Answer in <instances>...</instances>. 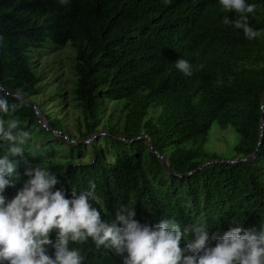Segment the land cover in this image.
Wrapping results in <instances>:
<instances>
[{
    "label": "trees",
    "instance_id": "obj_1",
    "mask_svg": "<svg viewBox=\"0 0 264 264\" xmlns=\"http://www.w3.org/2000/svg\"><path fill=\"white\" fill-rule=\"evenodd\" d=\"M246 3L256 6L246 15L260 33L251 40L224 24L225 17L235 20L239 14L224 10L219 0H0L2 87L19 90L38 106L50 129L72 140L87 139L103 118L108 134L99 139L114 151L102 152L95 139L65 143L41 126L34 105L0 90L10 106L21 105L0 118L14 116L20 122L16 131L30 133L23 154L9 157L16 169L4 195L11 199L27 179L25 169L40 165L57 176L55 188H63L66 197L73 189L90 190L89 182H94L93 206L109 223L122 208H134L141 224L173 217L182 227L204 221L210 235L222 234L230 224L259 232L264 227V129L253 159L217 161L196 170L203 162L222 159L216 149L204 147L213 126L218 129L213 134L228 127L237 133L232 158L250 155L258 145L264 0ZM67 43L74 49L71 91L82 117L75 118L76 133L66 128L60 113L33 100L45 78L34 51ZM178 58L189 61L191 75L175 67ZM108 102L113 108L103 117ZM140 134L149 136L152 150L146 138L131 140ZM10 143L0 141V157ZM88 144L93 156L83 160ZM157 153L168 158L174 173L193 172L168 174ZM50 239L46 247L52 255L55 231ZM69 246L80 250L82 264H123V255L97 248L91 238Z\"/></svg>",
    "mask_w": 264,
    "mask_h": 264
},
{
    "label": "clouds",
    "instance_id": "obj_2",
    "mask_svg": "<svg viewBox=\"0 0 264 264\" xmlns=\"http://www.w3.org/2000/svg\"><path fill=\"white\" fill-rule=\"evenodd\" d=\"M226 11L239 18L225 17L224 24L241 29L249 40L260 33L248 23L247 13L255 11L246 0H219ZM175 67L185 75L192 74L189 61L178 58ZM202 67V66H201ZM17 90L16 95L19 96ZM19 104H8L0 96V113H15ZM18 118H0V141L11 142L7 154L0 157V264H82L80 250L71 242L89 238L97 248L104 246L123 255V264H264V227L259 232L229 226L222 234L212 233L204 221L181 226L173 217L162 218L155 225L141 224L134 208H122L114 222L102 219L93 206L95 183L90 190H71L66 197L59 180L47 167L29 165L22 187L8 199L4 193L13 186L10 179L16 163L9 157L22 155L28 131H16ZM239 224V223H235ZM55 231L54 253L48 254L50 234ZM214 240V245L209 240Z\"/></svg>",
    "mask_w": 264,
    "mask_h": 264
},
{
    "label": "rangeland",
    "instance_id": "obj_3",
    "mask_svg": "<svg viewBox=\"0 0 264 264\" xmlns=\"http://www.w3.org/2000/svg\"><path fill=\"white\" fill-rule=\"evenodd\" d=\"M34 56L37 67L43 64L41 68L44 70L45 77L40 82V85H42L41 92L33 97L34 102H41L42 107H44L46 111L60 113L59 116L66 120V128L70 132L76 133L77 124L75 122V118L79 117L81 119L82 117L81 110L77 107L71 91L72 87L75 85L74 69L72 67L73 61L75 62L74 49L70 43H67L62 47H57V45L54 44L52 48L44 52L34 51ZM112 104V102L104 104L105 109L103 117H106L112 110ZM216 130L218 129H215L214 126L211 128L208 141L204 144V147L207 150L216 149L220 154H222V159H232V147L238 141L237 133L231 127L222 131L223 133L221 134H213ZM95 133L98 134L94 136ZM95 133L88 137L92 138L90 142L95 139L97 140V143L101 144L99 145V148L102 152H109L111 154L114 153L112 149L102 146L103 139H99L100 135L107 133L103 118L99 120L97 131ZM54 135H59L63 139H66L64 141L65 143L71 142L69 138H65L61 134L56 133ZM84 144L87 143L85 142ZM87 146L90 150L86 151L85 156H83V160H89L93 156L92 147L89 144Z\"/></svg>",
    "mask_w": 264,
    "mask_h": 264
},
{
    "label": "water",
    "instance_id": "obj_4",
    "mask_svg": "<svg viewBox=\"0 0 264 264\" xmlns=\"http://www.w3.org/2000/svg\"><path fill=\"white\" fill-rule=\"evenodd\" d=\"M0 90H1L2 92L6 93V94H10V95H12V96H15L16 98L20 99L21 101H25L27 104L34 105V109H35V113H36V118H37V121L41 124V126L47 128V129L50 130L53 134L58 133V134H61L63 137L68 138L67 135L62 134L59 130H52V129H50V128L48 127V125L46 124L47 122H46L45 119L41 116V114H40V109L38 108V106H37L36 104H34V103H32V102L26 100V98L23 97V96L20 95V94H19V96H17L16 93H14V92L6 91V90L2 87L1 84H0ZM263 106H264V93H263V97H262V99H261V120H260V125H259V139H258V145H257V147H256V150H255L252 154L247 155V156H243V157H235V158H232V159L209 160V161H206V162H203L202 164H200V165L196 168V170H199V169H201L202 167H204V166H206V165H208V164H210V163H212V162H217V161H219V162H225V163H228V162H229V163H235V162L247 161V160H251V159H253V158L258 154V152H259V148H260V144H261V141H262V135H263V129H264V109H263ZM97 134H98V133H97ZM97 134L95 133L94 136H96ZM115 136H117V135H115ZM117 137H118V136H117ZM118 138L123 139V137H118ZM139 138H146V140H147V144H148L149 148L152 150L151 141H150V138H149L148 135H146V134H140V135H138V136L132 138L131 140H135V139H139ZM91 139H92V138L90 137V138L86 139V141H85V140H81V141H79V140H72V139H70V140H71L72 143L77 144V143H85V142H88V141H90ZM131 140H128V141H131ZM155 152H156V151H155ZM157 156L159 157L160 163H161L162 167L164 168V170H165L168 174H170V175H172V176L182 177V176H184V175H188V174H190V173L193 172V171H191V172H188V173H185V174H176V173H174V172L172 171V169H171V167H170V163H169L168 158H165L164 156H162V155L159 154V153H157Z\"/></svg>",
    "mask_w": 264,
    "mask_h": 264
}]
</instances>
